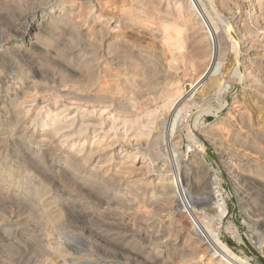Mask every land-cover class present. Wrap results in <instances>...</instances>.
Returning a JSON list of instances; mask_svg holds the SVG:
<instances>
[{
    "label": "bare ground",
    "instance_id": "bare-ground-1",
    "mask_svg": "<svg viewBox=\"0 0 264 264\" xmlns=\"http://www.w3.org/2000/svg\"><path fill=\"white\" fill-rule=\"evenodd\" d=\"M134 1L136 8L133 6L128 8L121 7L118 9L113 7L116 10H108L105 9L106 7L103 8L102 6V9L100 8L101 10H97L94 8L92 0H0V43L2 44L4 42L3 44H9L6 48L9 53L0 51V78L3 77L5 80L9 76L11 77V75H18L22 79L30 78L32 80V85L28 83V86H23L21 84L23 87L20 85L21 88L19 91L15 90L14 93L12 92L13 94H11L8 101H4V99L0 97V105L13 106V109H10H16L18 116H21L22 112H24L22 107L28 102L34 105L38 100L35 97L39 96L38 93L41 89H44L43 87H50L49 89L57 91V99L55 96L53 97L56 102H62V99L60 100L61 97H67L68 101L66 99L65 102H67L63 104V106L66 107V105L69 104L76 106L79 111L78 115H72L69 119L64 120L60 118V115L64 113L63 111L65 109L59 110L61 106L57 105L56 108L59 111L56 110L57 112L55 111L49 115L50 117L47 116L49 117L48 122L42 127L47 130L43 129L40 133L38 132V151L35 155L33 154V158L36 162L37 160L42 161V158H44L42 157L44 155L41 154L42 151H54L58 146L56 143L57 141H59V143L63 141L64 143L70 140V138H73L72 144L75 146V150H70L65 153V164H63L64 167L62 168L67 169V171L69 170L72 174H76L75 176H77L78 170H81V172L84 173L83 176H81L82 180L85 183H92L93 185L98 183L102 185L101 183L103 182L96 180L95 177L96 173H98L100 169L103 171L107 165L113 164L116 166V169H114V167L113 170H116L119 174H123V176L125 173L132 175V173L139 170H146L147 172L150 170L149 164H146L148 163L146 161L147 159L145 160V157L141 156V151L143 150L140 151L138 148H118L116 142L120 137L134 138L135 141L141 137H148L154 130H152V128L156 116H161L159 119L163 118L162 115L158 116L159 109L160 111H164L166 119L163 118V121L164 119L166 121L168 120L170 124L168 130L169 136L166 135L167 137L164 139L165 148L159 145L161 141L157 136L152 139L151 136L154 135L153 132L150 136L151 138L149 137L151 141L148 145L150 144L149 146H151L155 156L165 155L166 161L171 163L168 169L165 168V170H157L156 172L159 190L155 194L156 198L153 205L151 208H145L143 204L144 206L141 208H144V213L149 216L151 213H154L153 211H164L168 205L177 202V205H180L179 207H181L183 212H187V214L190 215L194 225V231L191 232L190 230L187 231L180 228L178 232L183 237L179 242H176L174 239L172 242L170 240L172 238H166L169 232L165 234V229H158L156 228L158 225L155 227V225H151L150 223H147L149 226L147 228H151V230L148 229L146 231H144L145 229L143 230V227L137 228L135 223L129 222L125 229L118 231H111L113 226L110 227L111 225L108 224L105 225L106 227L104 229L99 227V229L95 230L90 229L89 232H92L95 235L93 236L106 246L110 244L118 246L123 250L128 246L138 247L139 250H141L140 256H142L146 264H252L248 259L240 257L231 250L228 245L221 240L219 231L211 225L212 223L210 224L213 219L223 221L229 212L228 204L224 198L219 182L220 177L217 175L210 177V173L207 175V172H205V170H207V165L203 162L201 156L196 158L197 160L193 159V161L186 165H182L178 154H173L174 152L171 153L173 154L171 156L167 154L170 153L171 149L174 150L179 142L178 134L181 131V127L184 126L185 119L183 116V107L189 103L197 104L200 103V101L207 102L210 100L209 97L213 96L212 91L217 88L221 92L223 88L221 86V81L225 75L229 73L226 62L227 44L225 45V33L231 28L227 29L222 27V24H220L222 21L221 12L217 14V12L213 10L215 15L211 13L205 0H186L184 2H181L182 0H176V8L172 7V9L169 5L164 8L162 0ZM211 1L214 2L216 0ZM217 1L221 3V0ZM250 3L253 12H255L253 22L255 21L254 24L256 26L252 28L245 15H241L240 18H238V31L240 30L241 32V35H239L241 36V44L243 45L241 50H243L245 55L242 58L243 61L238 62V66H235L236 68L234 67L233 70H235L234 72L232 70V72L237 79H240V81L245 82L250 88L254 89V95L249 101H246L241 95L240 97L242 99L238 101L233 112L230 113L227 119H218L214 124L215 128H213L215 132L211 131L212 134L209 133L210 135L208 134L207 136L217 147L220 155L224 159V164L229 171L235 188L240 189L239 185L242 181L249 182V184L253 185H251V188L253 187L254 189L250 188V191L247 192L245 196L248 204L252 206L250 221L255 229L254 231L260 235H264V0H250ZM214 4L215 3H213L212 6H214ZM39 5L44 7L47 5V9L38 12L36 7ZM76 5H78V7ZM183 9L193 11L196 15V19L190 16L191 14H186ZM226 10L228 11V9ZM152 22L156 23L158 27L155 29L151 27L153 26L151 25ZM157 30L160 32V35H155ZM185 31L187 34L180 36ZM145 35H155L156 38L160 36L163 37L166 46L161 47L158 45L155 49L153 46L155 41H152V45L145 49L149 54L146 56H138L139 54H137V57L136 51L135 54L133 52L134 42L141 40L142 36ZM238 43L239 42L236 41V47L239 46ZM239 52L238 50L236 56L239 55ZM158 75L165 76L163 94L161 93L159 94L161 96L158 97L157 95V97H154L151 96L152 93L149 92L150 95L147 96L146 93H144L145 86L154 85L156 81L153 83V78ZM112 76L114 77L112 78ZM157 83H159V81ZM13 86L14 85L11 87ZM59 87L72 88L75 92L67 93V89H65L67 91L62 88V90H60ZM34 89L36 91L38 90V93H34V100H32L33 97L31 100H28L27 96L31 97L32 95L30 94H32ZM44 91L46 92L47 90ZM41 92L40 95H42ZM38 102L40 103V101ZM190 105L189 107H191ZM223 106V104H220V106L216 108H206L205 111L206 113L211 112L215 116H218ZM186 109L188 108L186 107ZM205 111L203 110V112ZM196 117L197 116L194 118ZM195 121H197V118L196 120L193 119V122ZM224 127L227 129L225 133L222 131ZM31 129L32 127L30 130ZM30 130H27L29 139L35 137V131L31 132ZM218 131L221 132L218 133ZM190 132V135L194 139L193 128H190ZM163 134L161 133V135ZM105 137L110 138V141H106L105 143L101 141L96 144L98 140L102 138L104 140ZM163 138L161 136L162 143ZM148 145L146 143V146ZM262 145L263 149L259 150L258 148ZM143 147H145V145ZM46 152L44 154H46ZM24 158L26 160V157ZM25 160L22 162L24 166L31 161L30 159L29 162ZM101 161L104 163V165L101 164L102 166L99 165ZM44 162L46 161L44 160ZM30 167L31 166H29V168ZM110 170L108 169L107 171ZM2 174L1 176L4 178L5 175L3 176ZM57 175H61V178L63 177V173L61 172ZM105 175L108 174L106 173ZM5 178L3 181H0V211H3L1 212L3 214L5 211L9 215L6 214L7 216L5 217V214H2L3 216L0 218H5L4 221L6 222L11 221L15 217L17 210H19L17 213L19 216L26 214V217L28 216V218H30L31 214V216L34 215L35 217H33L36 218L35 224H37L38 227L37 225L33 226L36 227V229L38 228V231L35 228L31 229L34 232L37 231L38 234L36 235L40 237L39 240L42 243V237L47 231V222H53L60 216V213L56 214L50 210L49 204L40 202V200L36 201L35 198H33V195L34 197H42L46 191V175L41 179L40 184L36 186L23 187L19 184L15 189L11 188L16 179L15 175H11L9 181L5 180ZM61 178L59 179L61 180ZM205 178H207V180H211V178L215 180V184L213 183L214 185H210L208 189L210 191L207 192L210 193L209 198L212 201L214 200V206L209 205V207H205L206 209L202 210L196 209L198 204L202 205L206 203L209 198L206 196V191H203V193L198 192V196L193 195V193L188 191V186L193 180L202 182L201 180ZM65 179L71 182L72 178ZM68 180H65V182ZM148 181H152V178ZM139 182L142 183L140 180ZM145 183L149 184L150 182L148 183L146 181ZM151 183L153 184V182ZM151 183L149 185H151ZM65 185L67 187V183H65L64 186ZM73 185L74 184L69 188H77ZM126 185L124 188H126ZM208 186H204L205 190ZM81 189L79 191L83 192L84 190L82 191ZM130 189L128 188L131 192ZM114 205L116 204L114 203ZM12 207H16L17 210L15 211ZM61 208L63 209V207ZM172 208H175V206H172ZM22 221L24 222V220ZM26 221L28 220L26 219L25 222ZM23 222L21 223L23 224ZM94 222L92 224H94ZM21 223L19 222L20 225H22ZM33 223L34 222H32V224ZM1 227H3L2 224ZM22 227L24 226L22 225ZM25 227L28 230L27 225ZM12 229V233L15 234L14 231L16 227ZM10 230V228L4 226L5 233L8 232L9 234L11 232ZM150 233L152 235H150ZM36 235L33 234L32 236ZM155 235L158 241L161 240L162 242L154 250H149V246H147L146 242H148V239H151V237H155ZM24 237L27 238L28 236L26 235ZM13 240L16 242L15 239ZM44 243L45 242H43V248L45 247ZM31 244H34V242ZM8 245H11V248H15L16 246V244L14 246L12 243ZM4 246L2 249L8 247L7 243V247L5 248ZM145 248H148L149 251H145L144 253L142 249ZM17 250L18 253L16 251L14 252L19 256L20 252L23 250L22 246L17 247ZM7 253L9 256L10 252L7 251ZM7 253L5 254L7 255ZM13 255L15 256V253ZM23 255L25 254L23 253ZM29 256L27 257L29 258ZM37 259L39 260L38 257ZM41 259V261H43V257ZM13 260L15 262V258ZM41 261L39 262L40 264L42 263ZM20 262L22 261L20 260Z\"/></svg>",
    "mask_w": 264,
    "mask_h": 264
},
{
    "label": "rangeland",
    "instance_id": "rangeland-1",
    "mask_svg": "<svg viewBox=\"0 0 264 264\" xmlns=\"http://www.w3.org/2000/svg\"><path fill=\"white\" fill-rule=\"evenodd\" d=\"M51 1H57V0H51ZM184 1H186V0H182L181 2H184ZM231 1L232 0H223V1L221 0V3H220L217 0L214 2L211 0H205V3H207V6L209 7L211 13L214 14V11L217 12V14L221 12V15H222L221 20L222 21L220 22V24H222V27L227 28V29L231 28L227 33H225V39H226L225 45L227 44L226 45V54H227L226 55V62H227V67L229 69V73H227L221 81V86L223 88L221 89V92L219 91L218 88H217L218 90L215 89L214 91H212L213 93L212 92L211 93L213 94V96H210L212 98L209 97L210 100H208L207 102L206 101L205 102L200 101V103L202 102L201 104L200 103H197V104H192V103L188 104L187 103L188 105L183 107L184 108L183 116L185 119H184V126L181 127V131L178 134L179 135V142L177 143L175 149L174 150L171 149L170 153H167V154L170 156L173 154H178L180 156V160L182 162V165H186L187 163L193 161V159H196L199 156H201V158L203 159V162L207 165V170H205V172H207V175H208V173H210L211 174V175L209 174L210 177H212V176L214 177V175H217L218 177H220L219 182L221 185V189L223 191L224 198L227 201L229 212L223 221L213 219L214 221L212 220V222H210V224L212 223L211 225H213L214 228H216L219 231L220 236H221V240L224 243H226L228 245V247L231 250H233L235 253H237L240 257H242L244 259H248L252 264H264V235H260L259 233L254 231L255 229H254V227L250 221L252 206H250L248 204V202L246 201V198H245L247 192L250 191L252 184H249V182L247 183L245 181H242L241 184L239 185L240 189L235 188V185L231 179L229 171L226 169V166L224 164V161H223L224 159L220 155L217 147L212 143L211 139L207 136L209 133H211V131L215 132L213 128H215L214 124L218 119H227L228 118L230 113L233 112V109H235L234 107L237 105L238 101H240L242 99L241 97H244L246 99V101H249V99H251L252 96L254 95V89L250 88L249 85H247L243 81H240V79H237L234 76L233 72L235 69L233 70V68L235 66L236 67L238 66V62L243 61L242 58L245 55L243 50H241L243 45L241 44V36H240L241 32H240V30L238 31V29H239L238 18H240L241 15H243V16L245 15L249 25L252 28H255V26H256L254 24L255 21L253 22L254 17H255V15H254L255 12H253V10H252L250 0H233L232 1L233 4ZM134 2H135L134 0H92V4L94 5V8L97 10L98 9L101 10L102 6H103V8L106 7L105 9H108V10L114 9V8L118 9L121 7H127L128 8V7H132V6L134 8H136L134 5L135 4ZM173 2H174V4H173ZM213 3H215L214 6H212ZM162 4H163L164 8H166L168 5H169V7H171V9H172V7L176 8L175 7L176 6V0H169V1L162 0ZM220 4H221V6H220ZM76 6L78 7V5H76ZM72 7H75V6H72ZM221 8H223V9H221ZM46 9H47V5H46V7H44L42 5H39L36 7V10L38 12L45 11ZM218 9H220V10H218ZM226 9H228V11ZM114 10H116V9H114ZM183 11L188 15L191 14L190 16H192L193 18L196 19V15L193 13V11H190V10L187 11L185 9H183ZM223 21H224V23H223ZM151 25H153L151 27H153L154 29L158 27V25L156 23H153V22L151 23ZM236 28H237L238 32L236 31ZM156 32H155V35H160V32H158V30ZM185 34H187L186 31L183 34H181L180 36H184ZM155 35L154 36L153 35H145V36H142L141 40L135 41L134 45H133L134 54L136 51V56H137V54H139L138 56L148 55L149 53L147 51H145V49H147L150 45H152V43H153L152 41L156 42V45H155V42L153 45L155 49H156V46H158V45L161 47H165L166 43L164 44L165 41H163L164 40L163 37L160 36V37L156 38ZM161 38H162V40H161ZM148 39H150V40H148ZM143 40H144V42H143ZM236 41L239 42L238 47H236V44H235ZM3 43L2 44L0 43V51H2V52L6 51L9 53V51L6 50V48L9 44L8 43L3 44ZM161 44H163L164 46ZM238 50L240 52H239V55L236 56ZM232 70H233V72H232ZM113 77L114 76H112V78ZM159 78H160V80H159ZM0 79H1L0 80V89H1L0 90V97H2V99H4V101H8L9 97H11V94H13L15 90L19 91V89L21 88L22 85L23 86H28L29 84L32 85V83H31L32 80L30 78H28V79L23 78L22 79L18 75H11V77L9 76L5 80L3 79V77ZM161 79H162V81H161ZM2 80H3V82H2ZM158 81H159V83H157ZM8 82H10V83H8ZM160 82H163V83H160ZM153 83H154V85H151L152 88L150 85L145 86V92L144 93H146L147 96L150 95L149 92L152 93L151 96H154V97H157V95H158V97L161 96L159 94H161V93L163 94V84L165 83V76L164 75H158V76L154 77ZM11 84L14 86L11 87L12 86ZM43 88L44 89H41V91H43V92L39 91V93H38V90L36 91L35 90L36 88H35L34 89L35 91L33 90L32 94H30L32 96L31 97L29 96L30 98L27 96L28 100H31L32 97H33L32 100H34V97H35L34 93L37 92L40 97L39 96L35 97L38 100L34 105H32L31 102H28L29 104L27 103L26 105H24V107H22L24 112H22L21 116H18L16 109L11 110V109H13V106H11V105L5 106L4 104L0 105L1 106L0 107V169L3 167L0 170V173L1 174L3 173L2 174L3 176L5 175L4 178L8 176L9 177V178L7 177L8 179L5 178V180H8V181H9L11 175H15L16 179L14 180V183L11 186L12 189L17 188L19 186V184L22 185L23 187H25V186H27V187L36 186V185L40 184L41 179L44 177V175H46V181L44 180L46 183V191L44 192L42 197H39V196L34 197V195H33V198H35L36 201L40 200V202H44V203L49 204L50 208H51L50 210L53 211V213H56V214L60 213V216H59L60 219L58 218L59 220L56 219L53 222L52 221L47 222V220H46L47 225H48L47 231L45 234L46 236L44 235L46 239L43 236L42 237L43 240L41 243L39 240L40 237H37V235H36V234H38L37 233L38 228L36 229V227H34L35 225H37V224H35V222H36L35 221L36 218H34L35 216L34 215H33L34 217L31 216L32 214L30 215V218H28V216L26 217V214L25 215L23 214V216L22 215L19 216L17 214L19 212V210H17L16 207H12L15 211L17 210L16 211L17 215L15 214V217H18V218L14 217L13 220L8 221V222L4 221L5 218L3 219V217H2L3 221L0 218V228H1L0 229V231H1L0 232V245H1L0 246V264H7V263H9V264H11V263L15 264L16 263L17 264V262H18V264H27V263L28 264H33V263L37 264L42 260L41 259L42 257H43V261H41L42 262L41 264H146V262L143 260L142 256H140L141 250H139L138 247L128 246L125 250H123V249L119 248L118 246H114V245H110V244L109 245L107 244V246H106L105 244H103L102 242L97 240L96 237H94L95 235L92 232H89V230L90 229H94V230L99 229V227L101 229H104L106 227L105 225L109 224V225H111L110 227L113 226L112 227L113 229L111 231H113V230L118 231L121 229H125L129 222H131V223L133 222V223H135L137 228L143 227V230L145 229L144 231H146L148 229L151 230V228H147V227H149L147 225V223L148 224L150 223L151 225H155V227L158 225L156 227L158 229H160V228L162 230L165 229V232H166L165 234H167L169 232V234H167L168 236L166 235V238L167 237L172 238V239L169 238L172 242L174 240L176 242H179L182 240L183 236H181L178 232L180 228H183L184 230H187V231L190 230L191 232L194 231V228H193L194 225H193V222H192L190 215L187 214V212L186 213L183 212L181 207H179L180 205H177L178 204L177 202L176 203L174 202V203H171L170 205H168V207L164 211H158V212L153 211L154 213L153 214L151 213L149 215L150 217L144 213L145 209L141 208L144 205H145L144 206L145 208H149V207L151 208V206L153 205V202L156 198L155 194L159 190V186L157 184L158 181L156 180V172H157V170H165V168L168 169L169 164L171 163V162L166 161L165 155L155 156V154H153L154 151L152 150L151 146H149L150 144L148 145V143L151 141V139H149V137L153 133H154V135L151 136L152 139H153V137L157 136V138L161 141V142H159L160 146L161 145L164 146V142H165L164 139H166V137L169 136L168 130L170 128V124H169L168 120L167 121L165 120L166 117L164 116V111H162V110L160 111V109H159L158 116L162 115L163 118H165V119L163 121V118L159 119L161 116H159V117L156 116V118L154 120L156 125L154 123L153 128H152V130L154 129L152 131L153 133L151 132V134L148 137H141L140 138L141 140L138 139L139 141L138 140L135 141L134 138L130 139V138H126V137H120L119 140H117V142H116L118 145V148L119 147L120 148L123 147V148H127V149L128 148L129 149L138 148V150H140V151L143 150V151H141V156L142 157L144 156L145 160L147 159L146 161L148 163H146V164H149L150 170L148 172L146 170H139V171L132 173V175L125 173L123 176V174H119V173H117L116 170H113L114 167H115L114 169H116V166H114L113 164H111L113 167L111 165H107L105 167L106 169L104 168L103 171L100 169L99 172L96 173L95 179L98 181H102L103 182V183H101L102 185H100L99 183L96 185H93L92 183H87V182L85 183L82 180L81 176H83L84 173H82L81 170H78V172L76 171L78 174H77V176H75L76 174L73 173L74 174L73 175L72 172L70 173L69 170L67 171V169L62 168V167H64L63 164H65V162H64L65 161L64 160L65 153L70 151V150H72V151L75 150V146H73V144H72L73 138H70V140L66 141L67 143L66 142L63 143V141H61V143H59V141H57L56 142L58 144L57 148H59V149L55 148L54 151L53 150H51L49 152L45 151L46 154H44L45 152L42 151L41 154L44 155V156L41 155L42 157H44V158H42L43 159L42 161L37 160V162H38L37 163L36 160L33 158L34 155L36 154V152L38 151L37 150V146H38V136L37 135L44 129L42 127L46 124V122H48V119L50 117L49 115H51L56 110H58L56 108L57 105L62 107L63 104H65L68 101L67 97L66 98L61 97L60 100L62 99V102L61 101L56 102L55 98H56V92L57 91L54 90L55 91L54 92L53 89H49L50 87H43ZM59 88H60V90L67 89L68 91L65 90V91H67V93L68 92L69 93L75 92V90L72 88H70V89L64 88V87H59ZM146 88L147 89L149 88V89L147 90ZM44 90H47V91L45 92ZM40 92L42 93V95H40ZM54 96H55V98H53ZM66 99H67V101L65 102ZM38 101H40V103H42V104H40ZM52 102L55 103L56 105L53 104ZM220 104H223L224 106H223V109L220 111L218 116H215L211 112L206 113V111H205L206 108H211V107L216 108V107L220 106ZM3 105H4V107H3ZM189 105L191 107H189ZM28 107H30V108H28ZM61 107L59 110H61V109L63 110V108L66 110V111L64 110L63 111L64 113L60 115V118H62L64 120L69 119L70 117H72V115L77 116L79 113L76 106L69 104V105H66V107L65 106H63L62 108ZM186 107L188 109H186ZM29 109H30V111H29ZM203 110L205 112H203ZM14 111L16 112V114ZM23 113H26V114H23ZM24 115H26V116H24ZM47 116H49V117H47ZM195 116H197L196 117L197 121H195L196 124H195V122H193V119L196 120V118H194ZM22 117H23V119H22ZM34 118H35V120H34ZM159 126H161V127H159ZM31 127H32V129L30 130ZM27 128H29V129H27ZM190 128H193L194 139L190 135L191 134ZM27 130L28 131L30 130L31 132L35 131V137L29 139V136L27 135ZM44 130H47V129L45 128ZM224 130L222 129L223 133H225L227 131V129L225 127H224ZM220 132L221 131H218V133H220ZM161 133L162 134L164 133V134L161 135ZM161 136H162V138L165 136L163 138V143H162ZM26 137H28V138H26ZM109 139L110 138L105 137L103 140V138H102V139L98 140L96 142V144H98L101 141L103 143H105L106 141H110ZM146 143L148 146H146ZM137 145H138V147H137ZM144 145H145V147H143ZM147 147H149L150 149ZM14 148H16V149H14ZM71 148H73V149H71ZM162 148H165V146ZM258 149L262 150L263 145L261 147H259ZM142 153L143 154L145 153V154L143 155ZM171 153H173V154H171ZM153 155H154V157H153ZM24 157H26V160ZM23 160L28 161V162L30 161V162L26 163L27 165L24 166V165H22V162H24ZM44 160L46 162H44ZM101 164L104 165L103 161H101V163H99V165H101ZM29 166H31V167L29 168ZM101 166H99V167H101ZM154 167H155V170H154ZM108 169L109 170L111 169V170L107 171ZM40 170H41V172H40ZM56 170H58L59 173L60 172L63 173L62 178H61L62 174L57 175L59 173ZM82 170H84V169H82ZM51 172H53V173H51ZM105 172L108 175H105L106 174ZM1 174H0V178H1L0 181L1 180L3 181L4 178H2ZM42 175H43V177H42ZM69 175H70V177H69ZM58 176H60V177H58ZM66 176H68V177H66ZM115 176H116V178H115ZM47 177L49 178V180ZM105 177H107V178H105ZM59 178H61V180ZM65 178H70V179L72 178L71 182ZM151 178H152V181H148L149 179L151 180ZM62 180H63V182H65V180H68L67 182H65V183H67V187H66V185L64 186L65 183H63ZM139 180L142 181L143 184L141 182H139ZM146 181L148 183L153 182V184L151 183L152 186L149 185L150 183L149 184L145 183ZM201 181L202 182H198L197 180L191 181L189 186H188V188H189L188 191H190V193H193V195L198 196L199 195V194H197L198 192L203 193V191L204 192L206 191V193H207L210 191V190H208L210 185L212 186L215 184V180L212 178H211V180H207V178H205V179H202ZM78 182H79V184H78ZM208 182H209V184H208ZM72 184H74L77 188H75V187L69 188L72 186ZM205 184H207V185H205ZM68 185H70V186H68ZM90 185L91 186L93 185V186L91 187ZM125 185H126V188H124ZM202 185H204V186L209 185V186L206 187L207 189L205 190L204 186H202ZM55 186H57V187H55ZM128 188L129 189L131 188L130 189L131 192L128 190ZM151 188H152V190H151ZM199 188H201L202 190ZM80 189L82 191L83 190L84 191L81 192V191H79ZM88 191H89V194H88ZM209 194L210 193H207V195H206V196H208L207 198L210 197ZM87 195H89V196H87ZM118 200H119V202H118ZM105 202H107V203H105ZM114 203L116 205H114ZM204 204H202V205L198 204V206H196V209L202 210V209H206L207 207H209V205L214 206V200L212 201L209 198V199H207V202ZM171 205L173 207L175 206V208H172ZM61 207H63V209ZM1 212H3V211H0V214H1L0 217L3 216L4 214H5V217L7 215H9L5 211H4V214ZM70 215L73 218H71ZM144 216L147 218H145ZM21 218H23V219H21ZM142 218H143V221H142ZM26 219L28 220V221H26L27 224L25 222ZM89 219H91V220H89ZM22 220H24V222ZM80 220H81V222H80ZM94 220H95V222H94ZM106 220L109 221L110 223L107 222ZM100 221H102V222H100ZM19 222L20 223L23 222V224L22 223L21 224L24 227H22V225H20ZM29 222L31 223V225ZM32 222H34V223L32 224ZM93 222H94V224H92ZM228 223H229V225H228ZM1 224L3 227H1ZM15 224L16 225L19 224V225L16 226ZM25 224L27 225L28 230L25 227L26 226ZM79 225L82 227H80ZM4 226L11 229L10 230L11 232L9 233L11 235H9L8 232H6V233L4 232ZM18 226H19V228H18ZM159 226H161V227H159ZM13 227H14V229L16 227V229L14 231L15 234L12 233ZM37 227H38V225H37ZM228 227H230V228H228ZM31 228L32 229L35 228L37 231L34 232V231H32ZM27 231H29V232H27ZM27 233L29 235L34 234L36 236H32V235L29 236ZM7 235H9L10 237ZM26 235L30 238L24 237ZM150 235H152V234L150 233ZM156 235H155V237L153 236V237H151V239H148V242H146L147 246H149V250H154L162 242L161 240L158 241V239L156 238ZM2 236H4V237H2ZM13 239H15L16 242ZM8 240H9V242H8ZM5 242L7 243V246L9 248L6 246ZM32 242H34V244H31ZM35 242H36V245H35ZM43 242H45L44 244H45V247L47 249L45 247H44L45 249L43 248ZM10 243H12L14 246L16 244L17 247L22 246V249L25 251L24 252L22 250L20 252L22 257L20 254H19V256L17 255L18 250H17L16 246H15V248L14 247L11 248L12 246L8 245ZM40 243H41V245H40ZM4 244H5V246H4ZM2 245L5 248L6 247L7 248L2 249L3 248ZM27 245H28V247H27ZM34 245H35V247H34ZM104 245H105V247H104ZM23 246H25V247H23ZM49 246H50V248H49ZM109 246H112V247H109ZM42 249L45 251H43ZM5 250L10 252L9 256H8L7 251H5ZM142 250L144 251V253H145V251H149L148 248H145ZM14 251H16L17 253ZM13 252L15 253V256L13 255L14 254ZM5 253H7V255ZM23 253L25 255H23ZM40 253H42V254H40ZM31 254H33L34 256ZM36 254H37V256H36ZM47 255H48V257H47ZM27 256H29V258ZM37 257L39 258V260L37 259ZM14 258H15V262L13 260ZM29 259H30V261H29ZM31 259H33V260H31ZM7 260L8 261L10 260V261L8 262ZM20 260L22 262H20ZM35 262H37V263H35Z\"/></svg>",
    "mask_w": 264,
    "mask_h": 264
}]
</instances>
